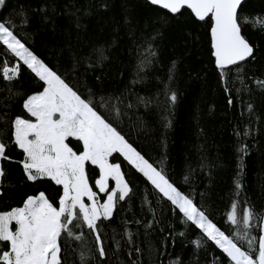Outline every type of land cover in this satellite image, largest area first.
Wrapping results in <instances>:
<instances>
[{
    "label": "trees",
    "instance_id": "16d2710c",
    "mask_svg": "<svg viewBox=\"0 0 264 264\" xmlns=\"http://www.w3.org/2000/svg\"><path fill=\"white\" fill-rule=\"evenodd\" d=\"M238 13L253 54L223 70L210 55L208 17L196 20L185 8L171 14L145 0H5L0 22L247 250L244 226H233L227 215L232 203L240 212L250 207L255 215L249 234H262L264 86L258 82L264 81V0H243ZM5 61L19 71L11 81L0 71V140L10 157L0 161V212L41 192L58 208L61 186L47 178L28 180L20 163L24 154L13 142L15 118L33 120L23 104L44 83L0 43V64ZM66 143L82 152L74 137ZM109 162L120 165L129 196L116 201L111 218L97 221L99 233L82 221L74 229L80 241L62 233V264H233L122 155L113 153ZM85 167L101 204L107 192L95 185L97 167ZM107 187L116 190L111 178ZM4 250L8 242H0Z\"/></svg>",
    "mask_w": 264,
    "mask_h": 264
},
{
    "label": "snow or ice",
    "instance_id": "6c2138e0",
    "mask_svg": "<svg viewBox=\"0 0 264 264\" xmlns=\"http://www.w3.org/2000/svg\"><path fill=\"white\" fill-rule=\"evenodd\" d=\"M149 2L172 14L180 13L186 7L201 21L211 17L213 54L221 70L252 56L253 47L241 34L242 17L238 9L243 0ZM4 4L5 0H0V7ZM0 43L22 60L46 85L43 92L28 97L23 104L35 122L22 117H16L13 122V142L24 154L20 163L28 180L47 178L62 186L63 190L58 208L41 192L37 196H29L22 207L0 212V242H8L9 245V250L0 251V264H62V248L59 243L62 233L80 241L82 234L78 235L74 229L80 227L81 221L93 233H99L97 221L101 217L111 218L116 201H124L130 193L120 165L109 162L113 153H119L143 173L187 221L214 242L233 264H264V227L261 228L259 238L249 234L248 229L255 215L250 207L240 212L238 203H232L227 215V220L233 226H244L242 236L248 248L242 250L232 236L213 223L191 198L182 194L162 170H158L137 152L117 128L96 110L91 100L82 98L57 72L34 55L5 22H0ZM0 71L5 80L11 81L19 68L10 67L9 62L5 61L0 64ZM258 83L264 86V81ZM170 99L175 102V94ZM115 111L119 115V109L115 108ZM69 137L82 142V152L78 154L66 143ZM6 149L7 145L0 140V161L10 159ZM87 162L99 168L96 187L100 192H108L107 200L102 204H97V193L89 186L85 167ZM3 175V168L0 167V177ZM109 178L115 181L116 190H108ZM236 186L239 188V183ZM83 197L92 201L91 206L84 203ZM13 222L16 225L14 230L11 227ZM100 240L97 234L98 244ZM255 244L258 247L254 248ZM97 250L100 258L106 257L107 253L102 246Z\"/></svg>",
    "mask_w": 264,
    "mask_h": 264
},
{
    "label": "water",
    "instance_id": "95a60500",
    "mask_svg": "<svg viewBox=\"0 0 264 264\" xmlns=\"http://www.w3.org/2000/svg\"><path fill=\"white\" fill-rule=\"evenodd\" d=\"M146 2H148L149 4H151L150 2H149V0H145ZM152 5V4H151ZM154 6H157V5H154ZM157 7H159V6H157ZM160 8V7H159ZM162 9V8H161ZM185 9H187L188 11H189V13L192 15V17L194 18V19H196V20H199V19H197L196 17H195V15L192 13V11L190 10V9H188V8H186L185 7ZM163 10H165V11H167L166 9H163ZM168 12V11H167ZM168 13H170V12H168ZM172 14V13H171ZM208 19H209V27H208V40H209V47H210V55H211V57H212V60H213V64H214V66L215 67H217V64H216V60H215V56H214V49H213V47H212V37H211V28H212V24H213V21L211 20V17H208ZM230 66V65H229ZM228 67V66H227ZM218 68V67H217Z\"/></svg>",
    "mask_w": 264,
    "mask_h": 264
},
{
    "label": "rangeland",
    "instance_id": "374dc122",
    "mask_svg": "<svg viewBox=\"0 0 264 264\" xmlns=\"http://www.w3.org/2000/svg\"><path fill=\"white\" fill-rule=\"evenodd\" d=\"M18 58V57H17ZM19 59V58H18ZM20 60V59H19ZM20 61H22V60H20ZM23 62V61H22ZM31 70V69H30ZM44 83V82H43ZM44 87H46V85L44 84V86H43V88H42V90L41 91H39L38 93H35V94H32V95H37V94H39V93H41V92H43V89H44ZM31 95V96H32ZM30 97V96H29ZM33 122H35V118H33ZM83 151V150H82ZM123 157V156H122ZM124 158V157H123ZM125 159V158H124ZM126 160V159H125ZM140 172V171H139ZM141 173V172H140ZM143 174V173H142ZM145 177V176H144ZM146 179H147V177H145ZM99 179V178H98ZM113 180V179H112ZM148 180V179H147ZM149 181V180H148ZM113 182H114V186L116 187V183H115V181L113 180ZM150 182V181H149ZM151 183V182H150ZM152 184V183H151ZM154 186V185H153ZM106 196H104V199L102 200V202H101V204L102 203H104V202H106V200H107V195L108 194H105ZM62 196V195H61ZM83 198H85L86 199V201H87V205L88 206H91V204H92V201H90V200H88V198L87 197H83ZM253 258H255V256L253 257Z\"/></svg>",
    "mask_w": 264,
    "mask_h": 264
},
{
    "label": "crops",
    "instance_id": "0c3cea01",
    "mask_svg": "<svg viewBox=\"0 0 264 264\" xmlns=\"http://www.w3.org/2000/svg\"><path fill=\"white\" fill-rule=\"evenodd\" d=\"M35 94V93H34ZM32 95V94H31ZM30 95V96H31ZM13 139H14V137H13ZM81 142V141H80ZM81 146H82V150H83V145H82V142H81ZM97 167V166H96ZM97 170H98V175H97V177H96V179H95V181L99 178V168L97 167ZM96 185V184H95ZM61 188H62V186H61ZM63 191V190H62ZM106 194H108V192L106 193ZM38 195V194H37ZM36 195V196H37ZM106 196V195H105ZM27 199V198H26Z\"/></svg>",
    "mask_w": 264,
    "mask_h": 264
}]
</instances>
